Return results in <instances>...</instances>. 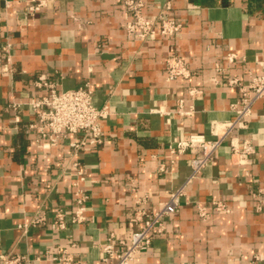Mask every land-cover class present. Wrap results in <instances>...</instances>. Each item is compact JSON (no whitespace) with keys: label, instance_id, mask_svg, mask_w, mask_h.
I'll return each mask as SVG.
<instances>
[{"label":"crops","instance_id":"crops-1","mask_svg":"<svg viewBox=\"0 0 264 264\" xmlns=\"http://www.w3.org/2000/svg\"><path fill=\"white\" fill-rule=\"evenodd\" d=\"M144 14L156 18L168 0H142ZM168 17L183 24L180 37H128L124 0H49L31 17L29 0H0V47L12 44L10 72L0 63V254L22 255L29 264L52 260L66 249L79 264H101L102 246L127 240L136 200L156 211L182 188L199 154H172L170 147L191 134L212 140L213 122L235 118L240 94L230 80L246 83L264 75V0H170ZM183 57L188 80L168 81L166 60ZM235 55L234 60L229 56ZM88 86L92 103L106 106L105 140L73 155L70 141L43 148L32 125V102L47 89ZM201 91L191 96L189 90ZM183 101L180 106L179 102ZM190 112L179 114V110ZM250 140L255 152L247 165L231 158L232 143ZM78 160L85 179L72 166ZM89 195L86 221L73 224L74 183ZM222 202L228 211L202 219L198 206ZM264 103L258 101L247 128L235 130L212 162L184 188L178 213L165 218L135 264H264ZM66 228L54 229L55 213ZM36 219L41 222L34 223ZM110 264H114L112 260Z\"/></svg>","mask_w":264,"mask_h":264},{"label":"built area","instance_id":"built-area-1","mask_svg":"<svg viewBox=\"0 0 264 264\" xmlns=\"http://www.w3.org/2000/svg\"><path fill=\"white\" fill-rule=\"evenodd\" d=\"M49 0H29L26 6V15L35 16L47 7ZM124 10L128 19L124 24V30L128 37H138L141 40L163 36L180 37L183 24L168 17V11L171 9V1L168 0L163 5L156 6L159 14L156 18H149L144 14L145 3L142 0H124ZM0 47V63L4 61L3 72L11 71L12 44L7 40ZM230 60L236 58L235 55L229 56ZM166 78L168 81L183 79L188 80L191 77V71L187 61L179 56L173 55L166 60ZM231 85H236L240 94L237 105L233 106L235 118L231 121L219 123L213 122L211 133L214 139L209 140L202 134H191L187 138L177 140L170 147L172 154H185L188 151H196L197 154L191 160V173L185 185L169 194L166 202L160 204L156 211H149L145 205L146 198L136 200L131 222L135 225V230L127 240H119L117 244L111 240L102 246L103 255L101 264H135V256L144 251H148L152 244L154 235H162L165 232V218L176 214L180 210V197L184 193L185 186L190 183L206 166L212 162L216 152L224 140L235 130L247 128L248 119L253 114V107L258 102L264 103V75H251L246 83L238 79L230 80ZM35 86L46 88L47 94L41 100L32 102L33 108L38 113V124L32 125L35 128L44 143L43 148L58 145L64 138L73 135H80L79 140H72L69 143L73 155L84 152L87 148H96L103 144L105 132L103 129V120H105L109 111L106 106L97 108L92 103L93 92L88 87H79L73 90L58 92L54 84L49 82L44 76H41L35 82ZM201 91L192 88L189 90L191 96L200 94ZM183 101H180V106ZM181 115H187L190 112H184L182 109L178 112ZM231 158L236 165H247L251 162V155L255 152L250 140L242 139L241 142L232 143ZM79 181L85 179V173L78 160L72 163ZM74 213L71 217L73 224H82L86 221L87 204L89 195L78 184L74 183ZM259 201L257 209L261 210ZM197 211L202 219L208 218L212 211H228L226 205L222 202H214L211 208L198 206ZM42 219H36L34 223L41 222ZM54 229H65V213L58 210L55 213ZM52 260L59 261L62 264H79L72 261L66 249H57ZM263 260V255L255 256L247 264H257ZM0 264H29V259L22 255L0 254ZM240 264H243L241 262Z\"/></svg>","mask_w":264,"mask_h":264}]
</instances>
